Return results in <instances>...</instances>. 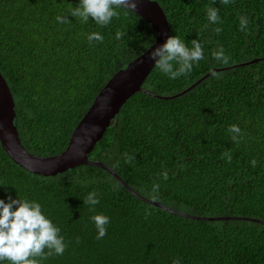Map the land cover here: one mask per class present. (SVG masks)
<instances>
[{"label":"trees","instance_id":"obj_1","mask_svg":"<svg viewBox=\"0 0 264 264\" xmlns=\"http://www.w3.org/2000/svg\"><path fill=\"white\" fill-rule=\"evenodd\" d=\"M155 1L171 36L188 47L199 40L204 59L175 80L154 68L142 86L150 93L137 92L125 103L90 160L108 165L147 200L197 217L231 219L179 215L137 197L100 167L35 175L0 143V199L40 203L68 245L41 264H264V0ZM79 4L0 0V71L14 96L20 139L35 155L63 153L108 81L156 40L152 25L130 9H117L119 18L102 27L72 17ZM209 6L219 10L217 24L207 19ZM240 16L249 20L246 31ZM117 31L125 33L120 40ZM94 32L103 43L88 41ZM221 46L228 64L212 57ZM254 59L260 60L245 65ZM215 68L223 70L203 79ZM231 125L241 130L239 143ZM125 153L135 159L126 163ZM154 183L158 199L151 198ZM93 191L100 201L94 209L83 202ZM97 214L109 217L99 240L91 219Z\"/></svg>","mask_w":264,"mask_h":264},{"label":"clouds","instance_id":"obj_2","mask_svg":"<svg viewBox=\"0 0 264 264\" xmlns=\"http://www.w3.org/2000/svg\"><path fill=\"white\" fill-rule=\"evenodd\" d=\"M137 2L138 0H80L79 6L71 9L70 15L79 18L84 23H87L91 18L97 25L104 27L109 25L114 17L119 18L120 13L117 9L126 8L134 11ZM220 2L227 5L230 0H220ZM206 12L210 23L217 24L220 21L218 9L209 6L206 8ZM56 19L59 23H70L66 17L57 16ZM239 25L241 31H246L249 25L248 18L240 16ZM206 27L207 25H205ZM214 31L219 34L222 29L217 27ZM124 35L125 33L117 31L116 39L120 40ZM87 38L90 43L93 41L103 43L104 40L98 32L89 34ZM212 57L223 64H228L231 59L225 55L222 46L212 52ZM149 58L155 62V68L168 75L170 79L175 80L190 73L193 65L204 59V50L199 40H192L191 47H188L179 36H171L163 45L155 48ZM174 65H178V67H174ZM254 79H259V77L255 76ZM106 104L107 98H105V104L101 105V110L106 107ZM92 130L98 131V128L93 127ZM228 131L233 134L232 140L239 143L241 133L239 126L231 125ZM85 135H88L87 130H85ZM79 143L82 144L83 141H79ZM78 155L82 156L83 151H80ZM224 156H227L230 163L231 154L226 152ZM124 159L126 163H131L135 157L125 153ZM256 163L255 159L251 161L253 166ZM161 176L167 181L169 178L168 171L163 170ZM159 187V184H153L152 199H158L156 194ZM83 202L94 209L100 202L98 193L95 191L89 193ZM91 219L95 223L98 233L96 238L102 239L107 234L106 225L109 224V217L97 214ZM67 246L64 237L60 235V229L46 217L40 203L27 199H12L11 197H8L6 203L0 199V262L41 264L43 260L53 255H63ZM173 264H180V261L174 260Z\"/></svg>","mask_w":264,"mask_h":264},{"label":"water","instance_id":"obj_3","mask_svg":"<svg viewBox=\"0 0 264 264\" xmlns=\"http://www.w3.org/2000/svg\"><path fill=\"white\" fill-rule=\"evenodd\" d=\"M137 15L147 20L153 27L156 33V40L154 44L143 54L138 56L135 60L130 62L127 67L118 71L104 86L100 93L95 98L88 112L75 128L66 150L55 156H39L29 152L23 145L18 128L15 125L16 119V103L12 91L0 71V143L7 153L9 158L21 168L29 171L35 175L45 177L56 176L65 173L71 169L82 165H91L100 167L110 172L116 177L131 193L137 197L149 201L154 205L162 207L179 215L202 220H227L231 218H206L197 217L194 215L175 211L162 205L161 203L147 200L134 191L112 168L101 161L90 160V154L95 148L96 144L105 136L109 126L115 121L125 103L137 92L150 91L142 88L144 82L149 77L154 66V61L149 57L151 52L163 45L168 37H171V28L167 15L158 1L155 0H138L137 7L133 11ZM260 59H254L247 64L258 62ZM223 69L215 68L212 72L207 74L203 79L211 74ZM202 79V80H203ZM196 84L180 93L183 95L190 91ZM106 107L101 110V105ZM173 99L175 97H166ZM93 127L98 128V131H93ZM85 130L88 135H85ZM83 141V143H79ZM83 151V155L78 153ZM234 219V218H233Z\"/></svg>","mask_w":264,"mask_h":264}]
</instances>
